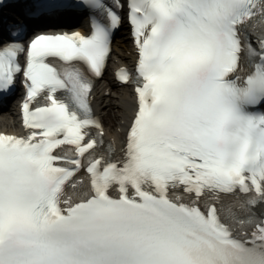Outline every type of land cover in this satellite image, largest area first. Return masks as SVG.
I'll return each instance as SVG.
<instances>
[{
	"label": "snow or ice",
	"instance_id": "6c2138e0",
	"mask_svg": "<svg viewBox=\"0 0 264 264\" xmlns=\"http://www.w3.org/2000/svg\"><path fill=\"white\" fill-rule=\"evenodd\" d=\"M126 3L137 107L117 155L91 89L121 0L27 11L86 8L89 34L25 46L9 25L0 90L23 74L26 132H0V264H264V0Z\"/></svg>",
	"mask_w": 264,
	"mask_h": 264
},
{
	"label": "bare ground",
	"instance_id": "6f19581e",
	"mask_svg": "<svg viewBox=\"0 0 264 264\" xmlns=\"http://www.w3.org/2000/svg\"><path fill=\"white\" fill-rule=\"evenodd\" d=\"M61 30V29H59ZM114 55L112 63H128L133 59L132 47L129 45L127 34L122 33L114 43ZM117 84L110 78H104L98 82L94 89V107L98 114H105V138L110 139L117 151L123 147V138L126 128L134 114L136 108L132 89L128 86H116ZM110 92V95L108 93ZM18 111L14 106L8 111L0 114V129L8 131L19 130ZM255 210L264 212V202L260 203Z\"/></svg>",
	"mask_w": 264,
	"mask_h": 264
}]
</instances>
